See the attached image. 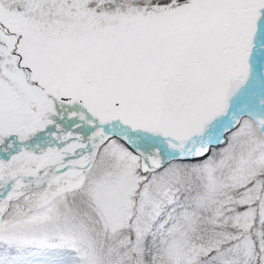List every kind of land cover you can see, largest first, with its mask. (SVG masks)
<instances>
[{
    "label": "snow or ice",
    "instance_id": "snow-or-ice-1",
    "mask_svg": "<svg viewBox=\"0 0 264 264\" xmlns=\"http://www.w3.org/2000/svg\"><path fill=\"white\" fill-rule=\"evenodd\" d=\"M0 264H264V0H0Z\"/></svg>",
    "mask_w": 264,
    "mask_h": 264
}]
</instances>
